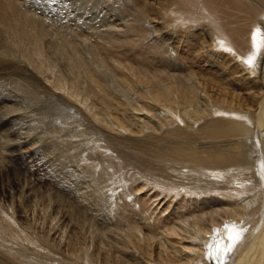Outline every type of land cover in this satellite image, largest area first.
<instances>
[{
    "label": "bare ground",
    "instance_id": "obj_1",
    "mask_svg": "<svg viewBox=\"0 0 264 264\" xmlns=\"http://www.w3.org/2000/svg\"><path fill=\"white\" fill-rule=\"evenodd\" d=\"M0 77V264H264V0H0Z\"/></svg>",
    "mask_w": 264,
    "mask_h": 264
},
{
    "label": "rangeland",
    "instance_id": "obj_2",
    "mask_svg": "<svg viewBox=\"0 0 264 264\" xmlns=\"http://www.w3.org/2000/svg\"><path fill=\"white\" fill-rule=\"evenodd\" d=\"M2 79V77H0V80ZM3 80V79H2ZM1 80V81H2ZM54 112V111H53ZM3 129H5V128H2V129H0V138L2 137V134H4L5 132H8L9 130H11V129H8V130H3ZM1 157H0V163H1ZM15 173H16V176L15 175H13V177L15 178V179H18V177H19V175L21 176V178H22V180H24L25 179V176H26V178H27V181L28 182H31L32 183V179H31V174H29V171L27 170L26 171V175H25V172H23L22 170H21V165H20V163L19 162H17V165H15ZM4 172V167L0 164V173H3ZM25 175V176H24ZM12 177H9V179H5L4 181H5V184L6 183H8L9 182V180L11 179ZM33 185V184H32ZM14 189H15V187H14ZM150 193V192H149ZM110 194V193H109ZM165 207L166 206H163L162 204L161 205H159V206H157V212H163L164 210H166L165 209ZM169 213H171V211L170 210H168L167 211V213L166 214H169ZM176 217H175V215H172L171 217H170V222H177L176 220L177 219H175ZM41 221V220H40ZM179 222V224H180V220L178 221ZM177 222V223H178ZM164 250H166V248L164 249Z\"/></svg>",
    "mask_w": 264,
    "mask_h": 264
},
{
    "label": "snow or ice",
    "instance_id": "obj_3",
    "mask_svg": "<svg viewBox=\"0 0 264 264\" xmlns=\"http://www.w3.org/2000/svg\"><path fill=\"white\" fill-rule=\"evenodd\" d=\"M211 255L215 256V255H216V253L213 251V252L211 253Z\"/></svg>",
    "mask_w": 264,
    "mask_h": 264
}]
</instances>
